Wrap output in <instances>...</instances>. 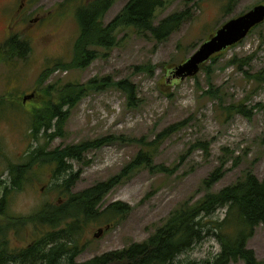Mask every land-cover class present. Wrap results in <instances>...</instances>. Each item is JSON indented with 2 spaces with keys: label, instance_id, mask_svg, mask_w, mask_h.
I'll use <instances>...</instances> for the list:
<instances>
[{
  "label": "rangeland",
  "instance_id": "obj_1",
  "mask_svg": "<svg viewBox=\"0 0 264 264\" xmlns=\"http://www.w3.org/2000/svg\"><path fill=\"white\" fill-rule=\"evenodd\" d=\"M31 1L27 14L38 18L39 23H34L38 30L21 33V23H17L12 33L27 38L32 51L24 60L0 64V97L7 95L0 103V177L5 182H9V162L23 164L29 148L47 145L42 136L33 141L29 124L31 111L40 106V96L45 99L43 89L50 85H54L53 92L69 83L85 85L95 80L103 85L92 89L70 111L63 138L46 146L55 150L108 139L107 145L85 154L81 163L70 162L78 174L74 192L121 174L145 142H155L166 128L176 127L173 134L158 141L162 144L152 167L134 170L107 195L104 205L127 204L129 214L115 224L83 225L79 244L83 252L78 261L146 240L174 210L193 206L208 190L217 192L249 171L264 179V80L257 79H264V24L215 63H207L194 78L178 81L169 77L171 68L191 56L224 22L264 4V0H236L228 11L223 10L227 0H172L157 11L156 22L185 9H189L190 18L167 40L158 42L150 34L121 28L116 34L117 45L98 48L97 58L88 67H60L41 83L45 70L71 60L80 32L76 13L90 0ZM129 1L115 0L104 24L111 23ZM4 2L0 0V5ZM12 12L10 9L8 14L12 16ZM6 26L7 21L0 19V42L6 38ZM123 80L132 84L134 99L116 87L115 83ZM33 91L37 97L24 102ZM219 167L223 178L207 189L203 181ZM52 179L50 166L32 168L25 188L13 192L10 214L28 217L45 204L56 203L58 193L50 190ZM225 213L221 208L205 218L212 227L209 233L180 259L206 264L220 252L219 232L211 222L223 220ZM100 230L103 233L96 238ZM31 235L29 225L18 237ZM248 248L264 261V225L256 229Z\"/></svg>",
  "mask_w": 264,
  "mask_h": 264
},
{
  "label": "trees",
  "instance_id": "obj_2",
  "mask_svg": "<svg viewBox=\"0 0 264 264\" xmlns=\"http://www.w3.org/2000/svg\"><path fill=\"white\" fill-rule=\"evenodd\" d=\"M171 1L130 0L108 25L104 24V18L115 0H90L82 4L76 13L80 32L73 46L71 60L45 70L41 74L40 83L60 67L74 70L88 67L97 58L98 48L111 49L117 45L116 34L121 28H133L138 33L150 34L158 42L167 40L190 18L189 9H185L157 23V11L166 8ZM235 1L227 0L223 10H230ZM241 42L243 40L238 44ZM235 46L216 54L207 63H215L224 52ZM31 51L32 46L28 40L18 35L11 36L0 45V64L11 65L14 61L24 60ZM207 63L201 70L206 69ZM115 85L125 91L129 99L135 98L132 84L128 80L116 82ZM102 86L91 80L85 85L69 83L56 92H53L54 85L43 89L45 99L40 96V106L34 107L30 113L29 133L33 141H39L42 136L50 146L54 139L63 138L62 131L69 120L70 111L92 89ZM6 96L0 97V103H3ZM175 130V126L166 128L155 142L141 141L145 145L121 174L78 192H74L78 174H74L70 162L75 160L81 163L85 154L107 145V138L55 150L40 145L29 148L25 163L9 162L6 171L9 182L0 177V264H198L193 260L180 259V256L209 233L212 227H209L210 223L205 218L221 208L226 209L223 220L211 222L215 232H219L220 252L211 261H206V264H232L240 261L244 264H264L248 248V242L254 237L256 229L264 225V179L250 171L217 192L208 190L193 206L184 205L174 210L165 223L146 240L86 261H78L83 252L79 246L83 225L99 222L115 224L129 214L130 207L127 204L114 202L104 205L107 195L134 170L152 167L156 152L162 144L158 141L166 139ZM47 166L51 167L53 176L50 190L58 193L56 203L45 204L32 216L11 215L10 199L13 192L25 188L26 177L32 168ZM160 168L167 170L163 166ZM223 176L224 171L219 167L203 181V185L211 189ZM29 225H32L33 235L19 238L28 230ZM10 232L13 236L9 235ZM29 240L31 243L25 246Z\"/></svg>",
  "mask_w": 264,
  "mask_h": 264
},
{
  "label": "water",
  "instance_id": "obj_3",
  "mask_svg": "<svg viewBox=\"0 0 264 264\" xmlns=\"http://www.w3.org/2000/svg\"><path fill=\"white\" fill-rule=\"evenodd\" d=\"M264 24V4H258L246 13L224 22L206 41L202 42L195 52L170 70V78L178 81L192 79L199 74L202 66L218 53L237 45L244 40L252 29ZM175 82V81H174ZM36 97V92L23 98L24 102ZM103 231L95 234L96 238Z\"/></svg>",
  "mask_w": 264,
  "mask_h": 264
},
{
  "label": "flooded vegetation",
  "instance_id": "obj_4",
  "mask_svg": "<svg viewBox=\"0 0 264 264\" xmlns=\"http://www.w3.org/2000/svg\"><path fill=\"white\" fill-rule=\"evenodd\" d=\"M30 3H32L31 0H5V2L0 5V19H5L7 21L6 38L4 41L0 42V45L11 36H14L12 33L13 24L21 23V33L34 34L38 30L35 28L34 24L35 22L39 23L38 18H31L29 17L30 15L27 14V12H30ZM10 9H13L12 16L8 14Z\"/></svg>",
  "mask_w": 264,
  "mask_h": 264
}]
</instances>
